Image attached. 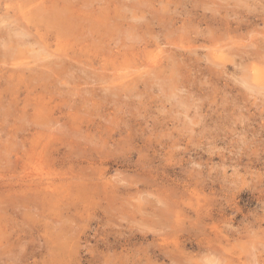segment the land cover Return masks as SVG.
<instances>
[{"label": "rangeland", "instance_id": "374dc122", "mask_svg": "<svg viewBox=\"0 0 264 264\" xmlns=\"http://www.w3.org/2000/svg\"><path fill=\"white\" fill-rule=\"evenodd\" d=\"M0 18V264H264V0Z\"/></svg>", "mask_w": 264, "mask_h": 264}, {"label": "bare ground", "instance_id": "6f19581e", "mask_svg": "<svg viewBox=\"0 0 264 264\" xmlns=\"http://www.w3.org/2000/svg\"><path fill=\"white\" fill-rule=\"evenodd\" d=\"M29 9H30V8H29ZM29 9H28V10H29ZM28 10H27V11H28ZM25 11H26V10H25ZM36 11H37V10H36ZM3 18H4V17H3ZM0 19H1V18H0ZM75 21H76V20H75ZM0 22H1V21H0ZM15 24H16V23H15ZM19 26H20V25H19ZM20 27H21V26H20ZM20 27H19V28H20ZM25 27H27V26H25ZM25 29H26V28H25ZM27 29H28V28H27ZM18 31H19V30H18ZM19 33H20V36L22 35V37L25 36V35L27 34L26 31H24L23 29L20 30ZM28 34H29V33H28ZM5 36H6V35H5ZM22 39H23V38H21V41H22ZM10 40H12V39H10ZM19 40H20V39H19ZM169 40H170V39H169ZM34 41H36V40H34ZM12 42H13V41H12ZM18 42H19V41H18ZM22 42H23V41H22ZM22 42H21V43H22ZM228 42H229V41H228ZM15 43H16V42H15ZM23 43H24V42H23ZM40 43H42V42H40ZM1 44H2V43H1ZM12 44H13V43H12ZM58 44H59V42H58ZM58 44H56V45H58ZM42 45H43V43H42ZM17 46H19V45H17ZM43 46H44V45H43ZM177 46H178V45H177ZM12 47H13V46H12ZM5 48H6V47H5ZM221 48H222V47H221ZM224 48H225V47H224ZM41 49H42V48H41ZM45 49H46V48H45ZM162 49H163V48H162ZM218 49H219V48H218ZM218 49H217V50H218ZM213 50H214V49H213ZM220 50H221V49H220ZM161 51H162V50H161ZM215 51H216V50H215ZM10 52H11V51H10ZM51 52H52V51H51ZM162 52H163V51H162ZM13 53H14V52H13ZM53 53H56V52H53ZM217 53H219V52H217ZM217 53H216V54H217ZM49 54L51 55L50 51H49ZM58 54H60V52H59ZM153 54H155V53H153ZM159 54H160V53H159ZM62 55H63V54L61 53V56H62ZM65 55H66V54H65ZM48 56H49V55H48ZM63 56H64V55H63ZM150 56H154V55H151V54H150ZM51 57H52V56H51ZM53 57H55V56H53ZM56 57H57V56H56ZM58 57H59V56H58ZM69 57H70V56H69ZM138 57H139V56H138ZM220 57H221V56H220ZM153 58H154V57H153ZM157 58H158V57H157ZM160 58H161V57H160ZM151 60H152V59H151ZM151 60H150V61H151ZM159 61H160V60H159ZM35 62H36V61H35ZM155 62H156V61H155ZM28 63H29V62H28ZM149 63H151V62H149ZM3 64H4V63H3ZM23 64H24V63H23ZM23 64H22V65H23ZM59 64H60V63H59ZM157 64H158V63H157ZM25 65H26V64H25ZM33 65H34V64H33ZM61 65H62V63H61ZM23 66H24V65H23ZM23 66H22V69H23ZM36 66H37V64H36ZM156 66H157V65H156ZM17 67H18V66H17ZM17 67H16V69H17ZM26 67H27V66H26ZM26 67H25V68H26ZM33 67H34V66H33ZM148 67H149V66H148ZM153 67H154V65H153ZM4 68H5V67H4ZM4 68H3V69H4ZM19 68H21V67H19ZM19 68H18V69H19ZM25 68H24V69H25ZM100 68H101V67H100ZM126 68H127V67H126ZM252 68H253V67H252ZM12 69H14V68H12ZM12 69L10 68V70H12ZM30 69H33V68H30ZM119 69H120V68H119ZM26 70H27V69H26ZM53 70H54V69H53ZM3 71H4V70H3ZM32 71H34V69H33ZM119 71H120V70H119ZM119 71H118V72H119ZM130 71H131V70H130ZM10 72H11V71H10ZM15 72H16V71H15ZM34 72H35V71H34ZM125 72H126V71H125ZM5 73H6V72H5ZM11 73H13V72H11ZM53 73H54V71H53ZM114 73H115V72H114ZM114 73H113V74H114ZM258 73H259V72H258ZM2 74H4V72H3ZM38 74H39V73H38ZM41 74H42V73H41ZM55 74H56V73H55ZM65 74H66V73H65ZM118 74L120 75V73H118ZM252 74H253V72H252ZM256 74H257V73H256ZM70 75H71V74H70ZM119 75H118V76H119ZM128 75H129V74H128ZM254 75H255V74H254ZM16 76H17V75H16ZM65 76H66V75H65ZM259 76H260V75H259ZM108 77H109V76H108ZM111 77H112V76H111ZM114 77H115V76H114ZM261 77H262V76H261ZM11 78H12V77H11ZM119 78H120V77H119ZM115 79H117V78H115ZM255 79H256V78H255ZM258 79H259V78H258ZM263 79H264V78H263ZM57 80H58V79H57ZM113 80H114V79H113ZM125 80L127 81V79H125ZM65 81H66V80H65ZM67 81H68V80H67ZM67 81H66V82H67ZM114 81H115V80H114ZM114 81H113V82H114ZM124 82H125V81H123V83H124ZM63 83H64V82H63ZM121 83H122V81H121ZM106 87H107V86H106ZM111 87H112V86H111ZM116 88H117V87H116ZM43 104H44V103H43ZM2 107H3V106H2ZM43 107H44V106H43ZM36 111H37V110H36ZM28 174H29V173H28ZM37 185H38V184H37ZM39 186H40V185H39Z\"/></svg>", "mask_w": 264, "mask_h": 264}]
</instances>
